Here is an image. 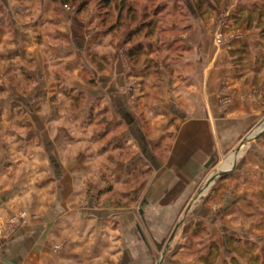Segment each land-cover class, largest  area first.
<instances>
[{
  "label": "crops",
  "instance_id": "1",
  "mask_svg": "<svg viewBox=\"0 0 264 264\" xmlns=\"http://www.w3.org/2000/svg\"><path fill=\"white\" fill-rule=\"evenodd\" d=\"M130 2L0 0V264H202L186 204L214 264L261 231L264 87L193 0Z\"/></svg>",
  "mask_w": 264,
  "mask_h": 264
},
{
  "label": "rangeland",
  "instance_id": "2",
  "mask_svg": "<svg viewBox=\"0 0 264 264\" xmlns=\"http://www.w3.org/2000/svg\"><path fill=\"white\" fill-rule=\"evenodd\" d=\"M162 2H164V0H146V4H148L147 8L151 12ZM193 2V4H195L194 0ZM203 2L204 9L198 11L196 7L193 8L195 12H188L189 18L196 17L204 20H211L214 41L222 48H227L229 54L231 49L247 44L245 50L240 53L241 61L239 70L245 72V75L248 74L247 78L250 77L254 82L260 83L264 87V0H204ZM209 2L213 7H211ZM184 14L185 13L182 12L181 17H183ZM159 19V21L162 19V21H165L166 16ZM248 50L251 52L249 53ZM230 57L233 66H235L231 54ZM262 126H264V116L259 123V127L262 128ZM213 165L214 162H211L209 167ZM187 205L188 204H186V207H188ZM186 207L179 218V224H181L173 241L176 240L184 244L193 245L196 251L198 250L197 244H209L212 240L217 243L218 241L215 239L210 224L205 225V223L202 222L201 224L205 227L204 232H200L198 236L192 235L190 232L192 223L187 224ZM261 208L263 209H261L260 213L263 216L260 217L258 223L261 226V231L259 235L254 236L253 241H247L244 238H236V235H233L235 240L243 242V253L248 251L242 258L233 257V261H237L238 264H264V204H261ZM17 217L21 218L20 215H17ZM19 221L17 222L19 223ZM3 226L5 225L3 224ZM188 226L189 228H187ZM174 229L175 228H172L169 233L165 235V243H168ZM226 235L230 237V235ZM252 242H254V247L250 245ZM253 248L254 250H252ZM194 253L193 257L197 259L199 253ZM227 253L230 254L231 252L228 251ZM255 253L258 254V257ZM159 259L160 256L158 257V261ZM225 260L228 262L227 264H233L230 256L229 259Z\"/></svg>",
  "mask_w": 264,
  "mask_h": 264
},
{
  "label": "trees",
  "instance_id": "3",
  "mask_svg": "<svg viewBox=\"0 0 264 264\" xmlns=\"http://www.w3.org/2000/svg\"><path fill=\"white\" fill-rule=\"evenodd\" d=\"M54 2H58V3H61V4H76L78 3L80 0H52ZM101 7H106L110 2L112 1H120L122 2V4H128L129 3V7L132 6L130 0H95ZM195 1V7L197 8V10L199 11H202L204 8H203V4H204V0H194ZM84 3L81 4V6H83ZM209 4L211 5V3L209 2ZM215 5V4H214ZM127 6V7H128ZM159 7V5H157L155 8ZM211 7H213V5H211ZM154 8V9H155ZM130 10V8H129ZM122 12V10L120 11ZM153 11H148L147 12V15L150 16V14H152ZM247 46V44H245L244 46H241V47H238V48H233L231 49L230 51V54L233 58V61H234V64H235V67L237 69H240V58H241V55L240 53L242 51L245 50V47ZM248 52L250 53L251 51L248 50ZM189 228V227H188ZM204 225H202L200 222L199 223H195L191 229H190V232L192 233V235L194 236H198V234L201 232H204ZM201 230V231H200ZM254 242L250 243V245H253L254 247ZM210 247H209V250L206 254L204 255H199L198 256V260L202 262V264H214L218 254H219V250H220V246L219 244H217L215 241H211V243L209 244ZM247 249V248H246ZM257 258V257H256Z\"/></svg>",
  "mask_w": 264,
  "mask_h": 264
},
{
  "label": "water",
  "instance_id": "4",
  "mask_svg": "<svg viewBox=\"0 0 264 264\" xmlns=\"http://www.w3.org/2000/svg\"><path fill=\"white\" fill-rule=\"evenodd\" d=\"M251 137H252V136H248L247 138H245V139L243 140L242 144H241V145H240V146L234 151V154L238 155V154L240 153V151H241V147L247 142V140L251 139ZM226 173H227L226 171H222V172H219V173L215 174L214 176H212V177L209 179L208 186L210 185V183H211L212 181H215L216 179H219V178L223 177ZM180 224H181V223H180ZM180 224H178V225L176 226V228L174 229V232L172 233V235H171V237H170V239H169V241H168V243H167V247H169V246L171 245V243H172L174 237L176 236V233H177V231H178V229H179V227H180ZM164 258H165V253H164V255L162 256V259L160 260L159 264L162 263V261H163Z\"/></svg>",
  "mask_w": 264,
  "mask_h": 264
},
{
  "label": "built area",
  "instance_id": "5",
  "mask_svg": "<svg viewBox=\"0 0 264 264\" xmlns=\"http://www.w3.org/2000/svg\"><path fill=\"white\" fill-rule=\"evenodd\" d=\"M1 229V228H0Z\"/></svg>",
  "mask_w": 264,
  "mask_h": 264
}]
</instances>
